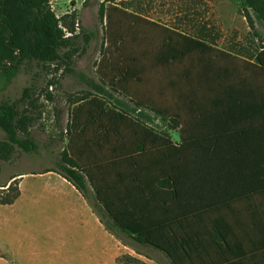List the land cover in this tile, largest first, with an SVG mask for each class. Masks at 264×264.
I'll return each instance as SVG.
<instances>
[{
    "label": "trees",
    "instance_id": "1",
    "mask_svg": "<svg viewBox=\"0 0 264 264\" xmlns=\"http://www.w3.org/2000/svg\"><path fill=\"white\" fill-rule=\"evenodd\" d=\"M242 6L257 37L249 11L264 22V0ZM104 11L100 4L113 46L108 85L180 124L182 139L174 143L140 118L85 97L71 108L55 170L109 233L146 258L137 245L169 264H264V36L252 61L121 7ZM72 38L49 0H0V91L23 66L61 61ZM35 93L31 81L18 97L0 99V158L13 146L36 148L27 132ZM17 195L15 188L0 203Z\"/></svg>",
    "mask_w": 264,
    "mask_h": 264
},
{
    "label": "rangeland",
    "instance_id": "2",
    "mask_svg": "<svg viewBox=\"0 0 264 264\" xmlns=\"http://www.w3.org/2000/svg\"><path fill=\"white\" fill-rule=\"evenodd\" d=\"M242 2L243 0H50L51 8L59 17L60 23L72 31V36H68L73 37L72 45L69 49L60 50L61 61L45 66L21 67L0 91V99L12 100L20 95L24 86L33 81L36 92L40 95L28 111L33 119L27 123L28 135L34 140L36 148L25 152L13 146L5 159L0 158V197L13 195L17 180L8 179L17 172L57 167L69 137L67 128L71 108L84 101L85 97H98L107 109L124 111L140 118L157 132L167 135L172 142L181 141L180 124L176 126L166 115L150 108L137 107L132 100L108 85L105 76L109 71L107 64L110 55H113V46L107 34V20L105 17L103 22L98 19L100 4L104 6L105 14L111 11L112 6L121 7L150 21L201 38L232 55L253 61L263 43L258 36H264V22L249 11L258 34L257 37L254 36L243 15ZM75 21L78 23L77 30L74 28ZM105 65L106 68H103ZM48 83L53 85L56 95L54 99L46 94ZM93 83L103 87L104 91L96 90ZM23 108L20 107V110L23 111ZM4 138L5 134L0 129V140ZM8 184L10 188L7 190ZM3 213L4 210H1V214ZM106 244L101 251L97 242V249H92L86 255L78 253L74 245L59 253L43 251L39 255L38 264H116L112 255L114 247L111 238ZM137 248L150 253L152 259L149 260L150 258L139 255L130 246L123 245L119 251L118 263L124 264L126 255L130 254L150 264H169L159 252L140 245Z\"/></svg>",
    "mask_w": 264,
    "mask_h": 264
},
{
    "label": "crops",
    "instance_id": "3",
    "mask_svg": "<svg viewBox=\"0 0 264 264\" xmlns=\"http://www.w3.org/2000/svg\"><path fill=\"white\" fill-rule=\"evenodd\" d=\"M12 179L17 180L18 195L11 203H0V264H38L43 251L59 253L74 246L86 255L97 249V242L102 251L109 238L114 262L119 264L123 244L105 229L84 196L55 168L17 172L8 181Z\"/></svg>",
    "mask_w": 264,
    "mask_h": 264
},
{
    "label": "built area",
    "instance_id": "4",
    "mask_svg": "<svg viewBox=\"0 0 264 264\" xmlns=\"http://www.w3.org/2000/svg\"><path fill=\"white\" fill-rule=\"evenodd\" d=\"M49 6H50V8H51V3H50V0H49ZM52 9V8H51ZM56 17L58 18V25H59V27L63 30V32H64V36H72V31L70 30V29H67L66 27H64L61 23H60V21H59V17L56 15ZM74 28L77 30L78 29V23H77V21H75L74 22ZM46 86H47V90H48V92H50V94H51V97H52V99H54V98H56V95L54 94V89H53V85L51 84V83H48V84H46ZM34 96L35 97H40V95H39V92H36L35 94H34Z\"/></svg>",
    "mask_w": 264,
    "mask_h": 264
}]
</instances>
